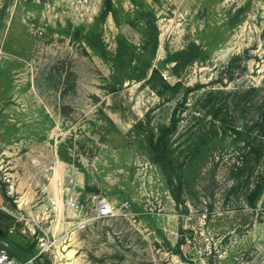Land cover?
<instances>
[{"label":"rangeland","instance_id":"1","mask_svg":"<svg viewBox=\"0 0 264 264\" xmlns=\"http://www.w3.org/2000/svg\"><path fill=\"white\" fill-rule=\"evenodd\" d=\"M77 1L0 0V241L35 264H264V195L229 173L254 102L208 96L238 54L222 88L264 89V0H93L91 21ZM72 195L115 215L80 229Z\"/></svg>","mask_w":264,"mask_h":264},{"label":"trees","instance_id":"2","mask_svg":"<svg viewBox=\"0 0 264 264\" xmlns=\"http://www.w3.org/2000/svg\"><path fill=\"white\" fill-rule=\"evenodd\" d=\"M244 55H236L223 70L221 81L226 86L225 80H231L234 77V63L239 61L242 64ZM242 66V65H241ZM179 83L173 85V88ZM222 85L218 89H214L208 93V96L216 94L228 93L233 98L242 97L250 99L254 102L253 115L251 117L250 132L251 137L246 142V150L240 151L237 159L230 166V178L233 180L232 188H244V196L247 204L252 208H257L259 201L264 195V89L250 87L247 90L235 89L233 91H225ZM229 97V96H228ZM215 117H220L221 110L215 109ZM225 124V120L221 119ZM236 133H240L238 129H231ZM244 131V127L242 128ZM152 151L154 161L159 164L164 176L170 186L171 192L179 204H181V193L184 186V173L181 164L175 163L173 152L169 147L168 134L164 132L159 135L157 143H152Z\"/></svg>","mask_w":264,"mask_h":264},{"label":"built area","instance_id":"3","mask_svg":"<svg viewBox=\"0 0 264 264\" xmlns=\"http://www.w3.org/2000/svg\"><path fill=\"white\" fill-rule=\"evenodd\" d=\"M92 6H96L93 0L77 1V7H80L83 10V14L89 17V21L94 19L92 12H89ZM49 205L51 206V210L58 212L60 209L58 197L51 198ZM66 210L78 218L77 226L80 229H87L94 220L107 219L115 215L113 202L104 195H90L84 199L80 196L76 197L72 195L67 199ZM0 264H35V258L27 256L22 259L18 257L1 240Z\"/></svg>","mask_w":264,"mask_h":264}]
</instances>
